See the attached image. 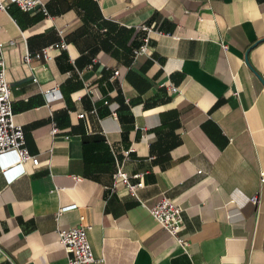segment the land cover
Here are the masks:
<instances>
[{
  "label": "crops",
  "instance_id": "0c3cea01",
  "mask_svg": "<svg viewBox=\"0 0 264 264\" xmlns=\"http://www.w3.org/2000/svg\"><path fill=\"white\" fill-rule=\"evenodd\" d=\"M42 1L47 16L0 12L14 120L40 160L13 182L0 162V264H67L57 231L80 217L88 264H264V0ZM60 30L66 49L24 63ZM163 198L186 251L150 213Z\"/></svg>",
  "mask_w": 264,
  "mask_h": 264
},
{
  "label": "built area",
  "instance_id": "2783aa9c",
  "mask_svg": "<svg viewBox=\"0 0 264 264\" xmlns=\"http://www.w3.org/2000/svg\"><path fill=\"white\" fill-rule=\"evenodd\" d=\"M12 5H17L25 13L41 11L45 16L48 15L46 4L42 0H0V12L7 13ZM59 35L61 37L59 43L50 45L36 53L27 51L24 55V63L31 67L34 61H49L52 59V51L66 49L68 45L64 40L65 33L60 30ZM11 44L14 43L11 42ZM148 45L149 39L146 38L144 43L134 51L135 55L146 54ZM2 46L3 44L0 43V162L2 164V173L8 177L9 182H13L26 173L25 163L30 161L37 167L40 164V160L27 149L24 129L21 125L16 124L14 120V109L11 99L12 91L6 77V62ZM118 74V71L114 72V76H118ZM84 88L87 96L92 97L94 94L93 86L86 83ZM169 90L172 93L178 92V88L173 85L169 87ZM43 93L49 101L58 97L55 89L44 90ZM102 101L104 105L109 104L107 99H102ZM91 113H96V109L94 108ZM111 114L115 117L117 115L116 110L112 111ZM85 116V113L79 115L80 118ZM59 132L52 115L51 134L54 136ZM128 153L129 151L126 152V154ZM10 157L11 159H9L8 163H3L4 159ZM14 169H17V173L10 175ZM115 178L120 180L127 192L136 197H138L139 190L144 186L142 180L132 183L121 167L118 168ZM260 183H264L263 171L260 172ZM250 201L255 205L258 204L259 195H254ZM73 207H64L60 213ZM150 213L156 222L170 234L173 240L186 251L188 242L181 235L184 225L183 208L171 199L163 198L150 209ZM83 221L84 218L80 217L78 225L70 228H58V241L67 255V264H88L97 261L88 239V232L91 226L83 223Z\"/></svg>",
  "mask_w": 264,
  "mask_h": 264
}]
</instances>
